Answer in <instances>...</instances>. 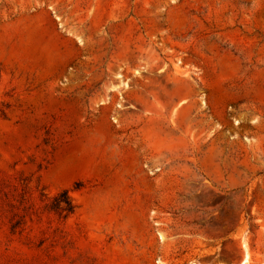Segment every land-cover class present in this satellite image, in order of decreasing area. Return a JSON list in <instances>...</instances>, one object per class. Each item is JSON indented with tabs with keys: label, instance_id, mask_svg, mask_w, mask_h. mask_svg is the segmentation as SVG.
Wrapping results in <instances>:
<instances>
[{
	"label": "rangeland",
	"instance_id": "rangeland-1",
	"mask_svg": "<svg viewBox=\"0 0 264 264\" xmlns=\"http://www.w3.org/2000/svg\"><path fill=\"white\" fill-rule=\"evenodd\" d=\"M63 190L59 220L40 192ZM245 258L264 264V0H0V264Z\"/></svg>",
	"mask_w": 264,
	"mask_h": 264
},
{
	"label": "trees",
	"instance_id": "trees-1",
	"mask_svg": "<svg viewBox=\"0 0 264 264\" xmlns=\"http://www.w3.org/2000/svg\"><path fill=\"white\" fill-rule=\"evenodd\" d=\"M40 195L44 202V209L52 213L59 220L66 219L69 215L73 214L77 208L68 190H63L52 197L48 196L43 191L40 192Z\"/></svg>",
	"mask_w": 264,
	"mask_h": 264
},
{
	"label": "bare ground",
	"instance_id": "bare-ground-1",
	"mask_svg": "<svg viewBox=\"0 0 264 264\" xmlns=\"http://www.w3.org/2000/svg\"><path fill=\"white\" fill-rule=\"evenodd\" d=\"M245 261H246V258L240 264H244ZM219 264H224V263H219Z\"/></svg>",
	"mask_w": 264,
	"mask_h": 264
}]
</instances>
